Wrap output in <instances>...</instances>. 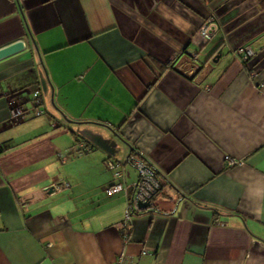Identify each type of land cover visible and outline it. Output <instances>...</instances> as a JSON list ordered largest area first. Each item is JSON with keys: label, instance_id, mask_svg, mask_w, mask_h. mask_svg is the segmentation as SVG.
<instances>
[{"label": "crops", "instance_id": "crops-1", "mask_svg": "<svg viewBox=\"0 0 264 264\" xmlns=\"http://www.w3.org/2000/svg\"><path fill=\"white\" fill-rule=\"evenodd\" d=\"M18 39L0 59V264H264L260 0H0V47ZM40 71L61 111L49 86L35 112ZM13 90L28 108L18 123ZM73 129L155 167V209L125 227L137 168L87 137L94 149L79 152ZM117 181L128 189L109 194Z\"/></svg>", "mask_w": 264, "mask_h": 264}, {"label": "built area", "instance_id": "built-area-1", "mask_svg": "<svg viewBox=\"0 0 264 264\" xmlns=\"http://www.w3.org/2000/svg\"><path fill=\"white\" fill-rule=\"evenodd\" d=\"M219 22L216 14L211 12L204 20L203 24L197 31V35L204 41L211 39L212 35L218 30ZM236 53L239 54L244 61H247L251 56L255 54V48L253 45H242L236 48ZM34 102L36 104H41L40 91L37 89L34 91ZM9 107H10V117L12 121H19L24 117L26 107L21 102L18 95H11L9 98ZM37 114L42 113L40 107H36ZM128 162L137 168L139 172L138 179L133 183L132 194L130 201L128 203L125 217L124 225L128 228L132 224L133 216L135 213L143 211L145 209H155L154 205L148 207L140 206V202L152 201L154 195L159 191L161 187V180L157 176V170L152 165H149L146 160L136 156H129ZM234 159H229V163H234ZM108 165L114 167L115 164L113 161L109 160ZM120 174V172H118ZM57 186V185H54ZM128 185L124 182L113 183L108 186L107 190L109 194L116 193L118 191L127 190ZM128 233L124 235L125 240H128ZM144 252H147L146 250ZM125 253L123 252L120 255V260H124ZM119 264H121L119 262Z\"/></svg>", "mask_w": 264, "mask_h": 264}, {"label": "water", "instance_id": "water-1", "mask_svg": "<svg viewBox=\"0 0 264 264\" xmlns=\"http://www.w3.org/2000/svg\"><path fill=\"white\" fill-rule=\"evenodd\" d=\"M24 47H25V41L23 39H18V40L14 41L8 45L0 47V59L4 58L6 56H9L13 53H16V52L24 49ZM219 56H220V52L215 57V60H217ZM40 77H41L42 87H43L45 93H48L49 86L51 87L53 101H54V94H55L54 85L50 81L48 73L46 71H45V73L43 71H40ZM67 118H68V120L72 121L73 123H77V124H82L83 122H85V121L73 120V119H70L69 117H67ZM79 130H80V133L82 135L87 137L89 140L94 142L99 147H102V148L106 149L107 151H109L110 154L115 155L118 152L119 142L117 141V139L106 138V137H104L103 134L95 133L94 131H91L88 129H87L88 131H85L82 129H79ZM114 133H115V135H117L121 139H123L122 136L117 131H114ZM151 205H153V201L140 202V206H142V207H148Z\"/></svg>", "mask_w": 264, "mask_h": 264}, {"label": "trees", "instance_id": "trees-1", "mask_svg": "<svg viewBox=\"0 0 264 264\" xmlns=\"http://www.w3.org/2000/svg\"><path fill=\"white\" fill-rule=\"evenodd\" d=\"M260 3L262 4V6H264V0H260ZM216 53V51H214V53L213 54H215ZM38 87L37 88H34L33 89V91H31V93H32V99H33V104H34V107H35V112L37 113V111H36V107H40V109L42 110V113H44L45 112V109L43 108V104H44V99H43V93H45L44 92V89H43V87H42V83H41V77H40V81H38ZM39 90L40 91V96H41V104H36L35 102H34V91L35 90ZM12 92V93H11ZM10 93H11V95H16V93L14 92V90L13 91H11ZM10 95V96H11ZM53 97V96H52ZM18 98H20V97H18ZM22 98H20V100H21ZM53 100V99H52ZM54 100H55V94H54ZM21 102L24 104V102H23V100H21ZM55 102V104H56V106H58L57 105V103H56V101H54ZM24 106L26 107V105L24 104ZM26 112H25V115H24V117L23 118H21L19 121H12L11 120V117H10V115H9V122H11V123H18V122H20V121H22L24 118H25V116H26V114L28 113V108L26 107ZM42 113H40V114H42ZM64 113V112H63ZM40 114H37V115H40ZM66 115V114H65ZM70 122H72V121H70ZM75 124H77V123H75ZM73 131L77 134V140H78V151L79 152H86V151H90V150H92V149H94V146H95V144L94 143H91V142H85V140L83 139V138H85V136L84 135H82L81 133H80V130L79 129H73ZM129 156H133L132 155V153L129 155ZM142 156V155H141ZM140 158H143L144 160H145V158L144 157H140ZM109 160H111V161H113L114 162V164H115V166L114 167H110L109 165H108V161ZM147 161V160H146ZM147 163L149 164V165H151L148 161H147ZM106 164H107V166L109 167V168H111V169H115V173L117 174V175H121V171L120 170H118V166H119V162H117V161H115V160H113V159H110V158H108L107 159V161H106ZM132 165V164H131ZM118 172H120V174L118 173ZM157 174V173H156ZM157 176H158V174H157ZM117 182H121V181H117ZM117 182H113V183H117ZM112 183V184H113ZM54 185H57V186H54ZM53 186H52V189H54V190H58V189H61V188H63V185H61V184H54ZM111 185V184H110ZM122 191H124V190H122ZM107 192H108V190H107ZM119 192V191H118ZM109 193V192H108ZM114 194V193H113ZM153 201V200H152ZM153 205H154V202H153ZM146 210H149V209H145V210H143V211H146ZM129 227V226H128Z\"/></svg>", "mask_w": 264, "mask_h": 264}, {"label": "rangeland", "instance_id": "rangeland-1", "mask_svg": "<svg viewBox=\"0 0 264 264\" xmlns=\"http://www.w3.org/2000/svg\"><path fill=\"white\" fill-rule=\"evenodd\" d=\"M49 94L48 93H44V96H48ZM52 96V95H51ZM52 99H53V97H52ZM51 99V103H52V105L54 106V107H58V106H56V104H55V100L53 101ZM58 109L61 111V109L58 107ZM62 114H63V117L66 119L67 118V116L63 113V111H62ZM68 119V118H67ZM66 119V120H67ZM72 123V122H71ZM70 123V124H71ZM84 124L85 123H82V124H80L81 126L83 125L84 126ZM72 125H74L73 123H72ZM74 126H77V124L76 125H74ZM86 127V126H85ZM115 130H113L112 132H114ZM123 142H122V140H120V142H119V151H118V153H116V155H114L115 156V158L117 157V158H120L123 162L124 161H126V165H130L131 166V164H130V162H128V158H127V156H128V149L126 148V146L125 145H123L122 144ZM120 156H122V158L120 157Z\"/></svg>", "mask_w": 264, "mask_h": 264}]
</instances>
